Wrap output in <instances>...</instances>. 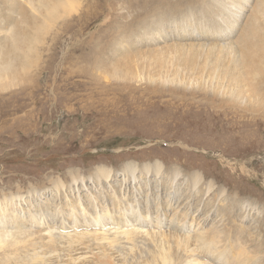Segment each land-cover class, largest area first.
<instances>
[{
  "label": "rangeland",
  "instance_id": "rangeland-1",
  "mask_svg": "<svg viewBox=\"0 0 264 264\" xmlns=\"http://www.w3.org/2000/svg\"><path fill=\"white\" fill-rule=\"evenodd\" d=\"M23 1L8 9L0 0V42L19 43L0 54V229L14 232L0 241V264H162V251L170 264H213L235 244L254 250L245 233L254 226L264 261V112L230 102L234 72L222 53L242 46L246 18L264 0H224L230 14L218 0H70V12L65 0L44 12ZM23 6L28 19L17 20ZM250 62L264 68V51ZM261 79L250 101L264 97ZM191 175L201 189L192 191ZM229 195L252 204L224 219ZM127 206L136 213L124 218L140 219L134 231L114 223ZM168 220L189 234L223 230L206 237L226 249L209 255L152 232L172 231L165 225L147 227Z\"/></svg>",
  "mask_w": 264,
  "mask_h": 264
},
{
  "label": "bare ground",
  "instance_id": "bare-ground-1",
  "mask_svg": "<svg viewBox=\"0 0 264 264\" xmlns=\"http://www.w3.org/2000/svg\"><path fill=\"white\" fill-rule=\"evenodd\" d=\"M12 1L13 0H8V2L10 4V6L8 5L9 6L8 9H11L14 6V2H12ZM73 1H76V0H73ZM73 1L65 0L64 3H63V5L66 4V7H67L66 9H68L67 11H69V12L72 11L71 6H72ZM221 1L222 2H219V0H218V2H217L218 11H221V13H224V14L225 13L226 14H230L231 11H234V7L232 9L229 6L226 8V6L224 5V0H221ZM4 2H6V1H4ZM22 3L27 5L29 7V10H33V11L34 10L37 11L38 7H40L39 5H44V8H42L39 11V12H41V11L44 12V10H47L50 7L49 4L52 5L54 3V0H50L49 2L47 0H24ZM254 6H255V9H253V11L250 13V15L246 18L244 29H242L243 33L241 34V38H240L243 41L242 46H239L237 50L231 49L229 52L226 51V49H228V46H227L224 49L225 52H222V53H225L226 55H228L229 56V57L227 56L228 60H230L229 61L230 68L227 69L226 71L232 70V72H234L229 77L230 78V84L232 85V88H230V90H229L230 95L228 97L230 102L236 101V102H233V103H237L236 105H238V107H241L243 111H249L250 110L251 112H257V111L259 112V111L263 110V112H264V107L262 106L263 104H261V101H264V97H262V99L256 100L257 102L255 100L250 101V99L252 97H254V95H256V94L261 95V92L259 90L262 87L263 81H260V80H262L261 76L264 77V68L257 67V66L253 65L250 62V59L252 57V53L254 51H256V50L264 51V26L261 24V23L264 22V19H260L264 15V8H263L264 7V3L261 2V1H258V3L254 4ZM75 7H76V4H75ZM25 10L29 11L26 7L23 6V8H21V9H19L17 11H14V13L17 15V20H20L21 18H22L21 20L28 19V17L27 18L24 17V14L26 13ZM74 11H75V9H74ZM199 12L204 13V14L207 13V11H205V10H200ZM9 13H10V15L8 17H11L13 12L10 11ZM46 14H47V12H46ZM188 15H191V14H188ZM255 15H258V17L256 18ZM153 19L154 18H152L151 20H153ZM240 19H241V17H240ZM231 21L232 20L227 18V20L224 22V25L230 23ZM172 26L174 28H177V27H175V25H172ZM136 29L138 30L137 32L140 31L139 30V26L135 27V30ZM231 30H232V28L229 29L228 33H233V32H231ZM162 31H164V29L160 28L159 32H162ZM131 33L133 35L134 31H132ZM223 34L225 35V33H219V35H223ZM9 36L11 38L13 37L15 40H16V38H18V36H19V34H18V22L14 23L12 25V27L10 29V35ZM0 45H1L0 46V54H3V53L6 52V49L8 50L11 47L14 49L16 46L19 45V43H15V44H11V45L7 44V46L5 47L4 45L2 46V41H1ZM9 45H10V47H9ZM175 46H178V45H175ZM174 50L179 51L180 54H181V51H183V46L182 45L178 46V49H174ZM190 51L191 52L188 51L187 55L188 56H193L195 54V52H193L192 50H190ZM221 51H223V50H221ZM232 51H233V55L231 57L230 54L232 53ZM10 52H11V50H10ZM235 52H239L238 53L239 55L238 54H234ZM196 54H197V52H196ZM211 55H212V53H211ZM151 62H152V60H151ZM220 62L223 63V65H224V61H220ZM186 63L189 64L190 68L189 67L188 68L190 70H194L195 69L193 62H190V61L186 60ZM139 65H137L136 67L138 68ZM160 65H163V64H160ZM140 66H142V65H140ZM210 67H211V65H210ZM156 68H157V66H156ZM161 69H162V67H161ZM154 72L156 73L157 71L154 70ZM212 72H214V70H209V71H207L206 75L209 76V74H211ZM219 74L222 75V72H220ZM152 75H148V76H152ZM178 76H179V74H178ZM175 78H177V77H175ZM210 78H212V77H210ZM196 81H197V79H196ZM214 87L217 90L220 86L219 85H215ZM234 87H235V89H234ZM229 107H233V105H231V106L229 105ZM250 107H252V109H250ZM229 129L230 128L228 127L226 130H229ZM234 129L235 128H231V131H233ZM242 168H240L241 172L244 171V169H242ZM127 170H131V168L127 167ZM153 170L155 172H158V173L161 171V167H160L159 163L154 165V169ZM106 175H107V173L101 175V177H105ZM187 180H188L187 183H189V186H192V191L193 190H197V189H201V187H199L201 184L199 186H197V184L200 183V181L202 180V177H200L199 175H191L189 177V179H187ZM172 182H174V180ZM61 187L62 186L59 185L57 187V189H59ZM208 190H210V187L209 188L207 187L206 193H208ZM222 193H224V192L220 190L219 191V196H221V195L223 196ZM236 195H229L227 197V200L229 201L228 204H227L228 207H220L223 210V212H220V213H221V216L224 217V219H228L230 216H232V214L235 213L236 205L243 204L244 202H247L248 204H252L249 201H245V200L243 201L240 197L238 199V196H236ZM225 196H227V195H225ZM12 198H13V196L10 197V199H12ZM213 205L214 204H212L210 206H213ZM245 206L246 205L244 204V207ZM125 211H129V213H125ZM119 213H122V214H119V216L121 218H120L119 221H115L114 223L115 224H123V226H125V227H130L129 225H132L131 226V227H133L132 231L136 230L135 226L137 224H135V223L136 222L139 223L140 219L138 217H137V219H136V217L129 218V219L124 218V216H126L127 214L128 215L135 214L136 210L133 209V207H131V206H127L126 208H124V211L120 210ZM71 215L74 216V222H76V220H75L76 219L75 212L71 213ZM98 218H100L101 221L104 220V219H107L108 218L107 212H102L100 215H98ZM97 222H98L97 220H94V221L91 222V224L96 225ZM150 223H153L154 225L157 224L155 227H162V226L165 225L166 227H168V229H172V231L171 230L164 231V230L157 229V230H152V232H155V234H158V235H163L165 232H167L168 234H166L165 236H167L169 239L175 240L176 244H178V245H179L180 242H188L190 240L191 244L194 247H199L201 249H206L207 251H209L208 252L209 255L210 254H214V252H220L223 249H226V246H224L223 244H219L220 242H222V239L218 240L214 236L206 237V236H208L210 234H213L215 236L223 238L224 235H225V232L223 230H211L209 232L198 231V232H193L192 234H189V230H190L189 228L183 227L181 224H175L174 222H171L170 220H168L167 223L165 221H159V222L149 221V223H148L149 225L147 227L151 226ZM119 227H122V226H119ZM112 228H114V227L113 226L112 227H108L107 230H110ZM116 229L118 230L119 228L117 227ZM116 229L114 228V231H113L114 233L118 232ZM186 229H188V231ZM244 229H243V232H244ZM258 229H259L258 226H254V227L249 228V230H247V232H245V233L248 234L247 237H246V240H248L249 238H252L251 242L254 241V243H256L257 247L254 250L245 251V248L243 246L235 244L234 245L235 246V250L232 251V253L227 258L224 259L221 256H217V257L214 256L213 257V264H264L263 254H262V251H260L262 246L260 244H258V242H257ZM99 230H100V228H95L94 229V231H99ZM138 232L144 233L142 230H140ZM243 232H241L240 235L245 234ZM13 233L14 232H11L10 230H7V229H0V241L3 240V238L5 236H8V235L13 234ZM220 246L223 247L221 250H219ZM258 247H259V249H258ZM159 258H160L162 264H170L171 263L170 257L165 251H162L159 254ZM192 262H193L192 260H189L187 263H192ZM193 264H205V263L196 261V263H193Z\"/></svg>",
  "mask_w": 264,
  "mask_h": 264
}]
</instances>
